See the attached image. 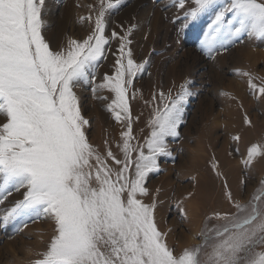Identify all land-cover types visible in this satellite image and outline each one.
<instances>
[{"label": "snow or ice", "instance_id": "1", "mask_svg": "<svg viewBox=\"0 0 264 264\" xmlns=\"http://www.w3.org/2000/svg\"><path fill=\"white\" fill-rule=\"evenodd\" d=\"M120 3L100 0L86 38L50 47L43 34L46 0H0V221L36 213L52 222L35 264H264V181L251 192L245 183L234 193L225 178L228 207L205 217L197 245L177 252L159 228L155 199H144L151 195L146 180L160 171L159 157L171 155L168 138L180 135L190 93L185 82L175 97L154 94L150 133L143 143L137 140L130 98L148 61L134 59V26L122 36L115 30L106 34L107 14ZM174 6L186 22L211 13L200 45L209 57L245 35L264 38V0H175ZM112 39L119 45L111 74L98 78ZM240 74L251 93L264 99V78ZM82 85L94 94H112L104 106L123 125L117 151L107 141L103 151L90 142L77 91ZM245 123L251 124L246 115ZM258 156H264V136L247 148L244 162ZM13 193L20 199L9 201Z\"/></svg>", "mask_w": 264, "mask_h": 264}, {"label": "rangeland", "instance_id": "2", "mask_svg": "<svg viewBox=\"0 0 264 264\" xmlns=\"http://www.w3.org/2000/svg\"><path fill=\"white\" fill-rule=\"evenodd\" d=\"M99 3L100 0H46L43 34L50 47L86 38L94 27ZM174 4L175 0H121L107 14L106 34L110 36L115 30L122 36L134 26L129 36L134 59L138 63L148 61L134 79L137 91L135 98H130L134 135L140 143L150 133L153 95L163 91L175 97L187 82L190 94L183 105L180 135L168 138L171 155L159 157L160 171L149 174L146 185L151 195L144 198L145 202L155 199L156 222L168 233V244L180 252L201 242L198 233L206 216L228 207L222 197L225 178L234 193L242 190L245 183L251 192L264 181V156L250 164L244 162L247 148L264 136V99L251 93L247 77L240 74L250 72L264 78V38L245 35L242 42L209 57L200 45L209 31L211 13L186 22ZM89 15L91 21L81 19ZM118 45V39L111 40L98 78L105 72L111 74L112 53ZM77 91L82 115L89 120L90 142L103 151L107 141L117 151L123 125L104 106L112 94L107 90L94 94L83 85ZM97 95L109 99L98 100ZM245 115L251 124L245 123ZM245 127L249 136L241 142L240 131ZM236 136L240 139H233ZM229 156L234 158L232 165ZM238 158L242 161L238 162ZM218 171L222 176L218 177ZM19 199L16 193L9 197V201ZM214 223L210 221L208 226ZM52 232V222L36 213L10 218L7 223L0 221V264H35L42 258Z\"/></svg>", "mask_w": 264, "mask_h": 264}, {"label": "bare ground", "instance_id": "3", "mask_svg": "<svg viewBox=\"0 0 264 264\" xmlns=\"http://www.w3.org/2000/svg\"><path fill=\"white\" fill-rule=\"evenodd\" d=\"M254 130H255V129H254ZM240 133H241V135H242V137H243L242 140H241V142L244 141V139H246V138L249 136V134H248V128H246V127H245L244 129H242V130L240 131ZM240 133H239V134H240ZM198 149H199V148H198ZM195 150H197V149H195ZM230 156H231V155H230ZM230 156H229V162H231V165H232V161H233L234 158L232 159V157H230ZM236 160H237L238 162H239L240 160L242 161L241 158H238V159H236ZM237 161H236V162H237ZM241 161H240V162H241ZM198 171H199V170H198ZM201 175L204 176L203 173H202ZM199 176H200V175H199ZM202 179H205V178H202ZM205 182L208 183L207 181H205ZM203 183H204V182H203ZM203 183H202V184H203ZM201 190H203V189L201 188ZM203 194H204V193H203ZM197 198H198V197H196V200H197ZM200 200H203V199H200ZM195 203H196V202H195ZM191 219H192V218H191ZM192 220H193V219H192ZM192 220H191V221H192ZM183 237H186V238H187L188 235H185V236H183Z\"/></svg>", "mask_w": 264, "mask_h": 264}]
</instances>
